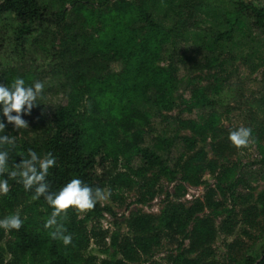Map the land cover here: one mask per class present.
Here are the masks:
<instances>
[{"label":"trees","instance_id":"obj_1","mask_svg":"<svg viewBox=\"0 0 264 264\" xmlns=\"http://www.w3.org/2000/svg\"><path fill=\"white\" fill-rule=\"evenodd\" d=\"M202 1L161 0L155 5L153 0H0V54L6 51L8 38L21 53L26 41L35 45L49 33L59 34L57 53L66 61L59 65L68 79L65 102L50 107L39 98L30 114H22L34 136L12 146L10 170L30 150L41 158L51 153L56 165L47 176L50 191L79 178L93 189L135 186V202L140 205L163 194L158 213L137 209L122 217L127 232H111L104 251H112L96 259L83 255L90 239L85 224L103 212L114 215L110 207L98 203L81 219H63L66 234L72 236L71 244L64 246L44 228L52 212L44 198L33 200L34 190L25 191L22 183L9 179L10 191L0 195V219L23 204L19 214L23 224L18 231L0 228V242L9 236L4 247L0 245V264H5L3 251L11 256L6 264H214L213 244L219 231L230 235L240 221L254 227L264 219V189L250 204L255 186L229 160L237 149L228 136L237 128L222 125L217 108L227 105L222 95L226 66L237 57L229 52L223 57L212 54L218 43L242 42L247 48L240 59L250 57L264 65V38L253 35L264 34V0H225L212 15L200 9ZM164 6L166 24L157 16ZM210 17L216 18L211 40L200 36L201 42L181 49L180 41L192 31L197 33L199 23ZM201 54L205 58L199 61ZM18 77L25 87L35 83L34 74L21 65H0V85L11 87ZM251 100L253 122L245 127L252 129L259 151L255 163L264 167V96ZM145 105L159 115L182 106L192 116L172 118L177 128L173 136H155L151 147L144 146L145 128L150 126ZM0 121L6 125L0 135L16 136L21 131L8 124L2 112ZM174 144H180L181 151L170 165L167 158ZM134 158L139 159L137 166L132 165ZM206 174L214 186L205 180ZM0 179H7V173ZM163 181L172 184V190L164 189ZM186 184L204 186L202 198L185 204ZM241 185L248 193L238 192ZM217 194L222 200H216ZM164 242L173 248L161 263L152 258ZM234 244H227L228 250ZM234 260V264H264V230Z\"/></svg>","mask_w":264,"mask_h":264},{"label":"rangeland","instance_id":"obj_2","mask_svg":"<svg viewBox=\"0 0 264 264\" xmlns=\"http://www.w3.org/2000/svg\"><path fill=\"white\" fill-rule=\"evenodd\" d=\"M155 5L160 4L161 0H153ZM220 2L221 6L226 4L225 0H203L202 7L200 9L203 12H208L213 14L216 9H218V4ZM155 6V11H156ZM164 20L166 24V6L159 11L157 15ZM216 18H208L199 24L201 26L196 27L197 33L192 31V35L183 38L179 47L181 49H186V47H192V45L201 42L202 39L208 41L211 40L214 34ZM213 23V24H212ZM212 24V25H211ZM13 26V23L11 24ZM203 32V33H201ZM5 35L11 36L10 26L5 29ZM59 34H47L46 38L38 44L32 45L28 41L24 44V52H18L14 47V43L10 38H8V46L4 53L0 54V65L4 66L7 62L11 64L21 65L23 70L30 71L35 76V82H43L45 87L42 94V100L47 102V105L53 107L61 102H65L64 91L67 89L68 79L66 78L65 69L60 67L59 64L65 65L66 61L63 57H60L57 51L60 50L59 45ZM254 36L264 38V34L260 32H253ZM51 44L54 46L50 49ZM247 47L242 42L238 45L231 44L230 42L218 43L216 45L215 52L212 54H221L223 57L227 52L229 54H235L236 59L232 60L228 66H226V73L228 74L227 80L223 85L222 95H225L223 102L227 105H218V111L220 112V121L222 125L226 127L238 128L240 126H250L253 120L251 116L253 113L251 99L259 98L264 96V65L259 63L257 59L253 61L246 57V59H240L244 56L243 51ZM263 48L261 47V50ZM48 50V51H47ZM53 50L56 51L52 55ZM3 51V50H2ZM210 54V53H209ZM207 54V55H209ZM166 55V54H164ZM211 55V54H210ZM205 58L203 54L197 56V60H202ZM166 59V58H165ZM163 65L167 63L166 60L161 62ZM255 69L252 70V65H256ZM187 67V66H186ZM181 74L185 73L184 68L181 69ZM197 74V73H195ZM223 103V104H224ZM146 110L149 112V123L150 126L145 128L144 133V146L151 147L155 136L161 135L164 137H172L176 131V124L172 118H189L192 113L182 110V106L174 108L170 112H164L163 115L167 117L164 118L163 115H159L157 111L152 109L149 105H145ZM188 133L187 131H182L181 134ZM34 136L31 126L28 124V128L21 129V131L15 137V145L19 144L21 138L30 139ZM4 148L9 152L12 146L4 145ZM209 150V149H208ZM181 151L180 144H174L170 147L169 156L167 158L168 164L172 165L174 159L178 156ZM243 152V155L241 154ZM211 155V153H209ZM259 151L256 144H252L247 149L237 150L236 153L230 156V162L237 163L241 168V173L247 176V182H250L252 186H255L252 192V197L250 198V204L254 203V199L257 198V194L264 189V167H260L258 163H255L259 159ZM162 157L166 158V155L162 153ZM139 164V159L134 158L132 165L137 166ZM8 169L11 167L8 163ZM123 171L122 167L119 168ZM251 175H248V174ZM205 180L214 186V179L212 176L206 174L204 176ZM163 188L166 190H172V184L161 182ZM111 196L109 201L100 203L101 206H108L111 208L114 215L107 212H103L102 216L91 217L86 221V230L89 235V243L83 251L85 257H95L96 259H101L108 257L111 249L107 252L104 251L108 247V238L111 232L119 230L120 233H126L127 228L122 221V217L129 216L130 213L136 211L137 209H142L149 213H158L163 205V194L157 195L155 198L150 200L145 205H140L135 202L137 198V190L135 186L128 187L126 185H121L119 189L111 190ZM204 192V186H189L186 184V194L182 198L185 204L191 203L195 198H202ZM238 192L248 193V189L244 188L243 185L238 187ZM1 195V194H0ZM216 200H222V197L217 194ZM27 203V202H25ZM230 201L227 202V206L230 207ZM241 204L238 202L235 206V210H239ZM23 210V204L18 205L14 209V214H21ZM206 212H208L206 210ZM86 214L80 215L77 212L69 211L67 217L76 219H81ZM238 219L242 220L238 215ZM220 218L217 220L219 223ZM264 219L259 218L256 222V226L251 227L240 221L234 228V231L230 235H226L223 232H218L217 237L214 241V264H234V259L240 258L241 253L252 243L256 242L260 238V234L264 230ZM9 238L6 235L0 242V245L4 247L6 240ZM235 243L233 248L228 250L227 244ZM173 245L164 242L161 248H159L152 259H155L161 263H164L165 256L172 250ZM5 264L11 261V256L7 251L2 253Z\"/></svg>","mask_w":264,"mask_h":264},{"label":"clouds","instance_id":"obj_3","mask_svg":"<svg viewBox=\"0 0 264 264\" xmlns=\"http://www.w3.org/2000/svg\"><path fill=\"white\" fill-rule=\"evenodd\" d=\"M44 87V83L40 81L25 87L24 79L19 77L11 87L0 85V112L8 124L14 125L16 130L28 128V123L22 119V114H30L32 108L37 105V100L42 97ZM5 127V123L0 121V133H4ZM228 139L237 150L247 149L255 143L252 139V129L245 126L230 131ZM4 145L14 146L15 137L0 135V177L7 173V179H0V194L7 195L10 191L9 179H16L17 182L22 183L25 191L34 190L32 199L39 200L43 197L52 209L44 228L50 230L52 239L62 241L64 246L70 245L72 236L66 234L67 229L62 222L63 219H67L68 212L74 210L80 215L86 214L98 203L109 201L111 191L99 187L93 189L79 178L71 179L58 191H50L47 176L49 170L56 165L55 157L48 153L41 158L35 151L30 150L27 158H23L21 163L15 164L9 171V152ZM241 154L243 155V152ZM22 224L18 213L0 219V228L5 231H18Z\"/></svg>","mask_w":264,"mask_h":264}]
</instances>
